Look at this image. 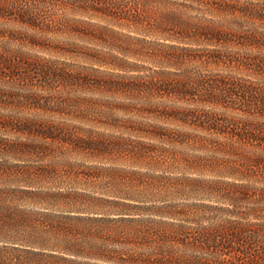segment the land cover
I'll return each mask as SVG.
<instances>
[{
	"label": "rangeland",
	"instance_id": "obj_1",
	"mask_svg": "<svg viewBox=\"0 0 264 264\" xmlns=\"http://www.w3.org/2000/svg\"><path fill=\"white\" fill-rule=\"evenodd\" d=\"M257 229L264 0H0V255L251 264Z\"/></svg>",
	"mask_w": 264,
	"mask_h": 264
},
{
	"label": "trees",
	"instance_id": "obj_2",
	"mask_svg": "<svg viewBox=\"0 0 264 264\" xmlns=\"http://www.w3.org/2000/svg\"><path fill=\"white\" fill-rule=\"evenodd\" d=\"M246 235L242 234V238L245 236L246 242H240V236L236 238L239 252H241L251 264H264V231L260 230L245 231ZM236 237V236H235ZM262 246V247H260ZM260 247V249H256ZM0 264H24L22 262H13L4 255H0Z\"/></svg>",
	"mask_w": 264,
	"mask_h": 264
}]
</instances>
